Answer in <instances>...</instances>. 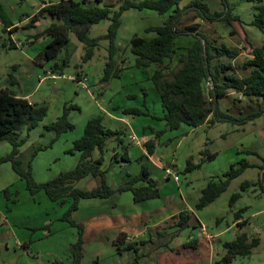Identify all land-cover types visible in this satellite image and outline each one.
Returning a JSON list of instances; mask_svg holds the SVG:
<instances>
[{
	"label": "rangeland",
	"instance_id": "374dc122",
	"mask_svg": "<svg viewBox=\"0 0 264 264\" xmlns=\"http://www.w3.org/2000/svg\"><path fill=\"white\" fill-rule=\"evenodd\" d=\"M191 1L180 0L179 6ZM203 1L212 11L229 9L231 14L236 15L237 19L232 23L237 32H231L232 25L226 19L204 21L193 9L181 14L178 25L195 24L205 37L212 40V45L224 43L238 48L236 57L220 55L214 57L212 63L229 61L237 74H244L248 69L243 62L250 57L251 50L243 41V34H247L253 45L262 43L264 34L251 21L257 6L264 0ZM41 2L1 0L14 26L4 30L0 19V88L28 94L32 103L46 106V114L34 127L28 129L23 124L18 130L19 138L24 139L18 155L22 164L26 165L35 151L31 157V169L36 181H46L60 171L72 168L79 151L70 153L67 149L83 133L87 119L101 113L105 126L117 131L107 137L102 153L106 183L117 188L139 175L145 166L149 176L157 181L160 195L142 203L130 201L128 189L115 190L107 197H85L79 199L72 217L81 221L98 212L152 211L158 204L167 209L187 206L194 212L191 224L179 230L172 225L173 216L156 226H146L144 218L139 219L140 227L144 229L138 235H131L132 241H144L139 242L137 251L126 249L118 252L103 232L89 234L84 237L81 264H216L224 252L222 242L234 238L241 231H245L249 238L258 236L260 241L250 254L237 255L228 264H264V191L257 185H250L246 190L240 187L243 180L257 182L264 177V112L245 123L233 119L244 111L257 108V100L230 89L219 97L218 106L233 118L213 124L203 122L196 127L181 123L176 128H169L161 118L163 107L151 78L157 65L153 62L147 66L136 65L129 40L134 34L153 35L154 32H147L144 28L161 24L171 11L158 13L149 8H129L122 12L113 58L114 65L120 70L116 76L106 78L109 41L103 35L110 19L104 18L89 26V37H97L91 58L82 60L84 43L78 40L74 31H70L67 45L61 48L57 57L47 60L40 56V51L48 35L35 39L32 34L45 27L49 19L40 18L33 21L32 26H25L29 21L28 16L37 10ZM88 2L94 3L95 0ZM104 2L114 3L113 9H117L120 0H102L101 4ZM20 17L22 20H19ZM193 36L182 33L176 37V44L187 46ZM10 40H13L15 47L9 46ZM183 49L178 48L175 56L166 62L168 67L164 72L167 77L178 66L177 56ZM65 55L68 56V64L62 68V73L59 74L58 69L52 71L53 62H60ZM64 106L69 107L67 117L74 126L56 136L55 131L47 129L45 125L55 120ZM129 109H136L138 113L127 112ZM131 128L137 131L138 136L142 134V129L152 133L154 149L158 151L156 156L163 157L160 161L166 163L164 171L145 156L139 157L138 147L131 144L133 139L128 137ZM10 150L11 144L0 140V155ZM99 153L97 148L93 150V155ZM208 153L214 156L204 158L197 168L183 171L188 158L198 162ZM242 159L251 165L234 177L213 201L195 208L201 188L208 179L222 177L230 164L238 165ZM166 167L169 171H165ZM163 174H170L167 175L169 179ZM99 183L98 177L88 175L76 181L75 185L91 188ZM140 183L142 180L135 181L134 185ZM7 185L11 192L8 198L1 193ZM235 191H239L240 195L230 205L231 194ZM68 203L52 201L42 190L31 195L25 188L24 180L13 170L11 162H0V264H45L53 259L70 264V244L75 240L76 228L61 218ZM244 206L241 212L243 223L238 224L234 222L233 213ZM44 223L48 224L49 230L42 228ZM198 227L204 228L202 230L206 235H200ZM191 239H200L198 247L188 246Z\"/></svg>",
	"mask_w": 264,
	"mask_h": 264
},
{
	"label": "trees",
	"instance_id": "16d2710c",
	"mask_svg": "<svg viewBox=\"0 0 264 264\" xmlns=\"http://www.w3.org/2000/svg\"><path fill=\"white\" fill-rule=\"evenodd\" d=\"M95 0L94 3L88 0H42V4L37 10L29 15V21L25 26H32L33 21L40 18H48V24L40 31L32 34L35 39L43 35H48V40L40 51V56L45 59L57 57L61 48L65 47L69 41V32L74 31L78 40L84 43L85 52L82 60L86 61L94 53V47L97 44V37H89V26L97 23L101 19L109 18L110 22L103 37L109 41V60L105 68V77L116 76L120 67L114 65V53L116 50L115 38L120 25V17L124 10L129 8H149L164 13L171 11L166 19L159 25H148L145 31H153L154 35L146 37L134 34L131 36L130 50L135 55V64L138 66H147L154 63L157 67L153 70L151 78L154 87L159 92L163 114L162 117L169 128H176L181 123L190 127H196L203 122L209 124L215 121L233 118L220 110L218 106L219 97L228 93L230 89L251 99L257 100V108L244 111L238 118L240 123L264 112V36L262 43L253 45L247 34H243V41L250 47V57L244 62L243 66L248 69L244 74H237L232 64L228 62L212 63L214 57L226 55L228 58H234L239 54L238 48H231L226 44L212 45V40L205 37L195 24H186L179 26L180 16L188 10H195L198 16L204 21H215L226 19L232 25L231 32H237L232 21L237 19L236 15L227 11L210 10L208 4L203 0H192L185 6L180 7V0H120L117 9H113L114 3ZM0 19L3 22L4 30H10L14 26L0 0ZM19 20H22L20 17ZM259 27L264 34V3L257 6V12L251 21ZM193 34V40L187 46L176 44V37L180 34ZM9 46L15 47L13 40H10ZM178 48H184L177 56L178 66L171 71L170 77L166 76L164 69L166 62L170 61L177 52ZM213 49L215 51H213ZM68 64V56L65 55L60 62L55 60L51 65V70H59ZM210 78L212 86L207 88L205 81ZM80 79V76L79 78ZM67 106L63 107L62 113L52 122L46 124L47 129H53L56 136L63 131L73 128L74 124L68 120ZM127 112L138 113L136 109H129ZM46 114V106L32 103L26 97L16 92L0 88V140H6L11 144V150L0 155V162L10 161L13 170L19 178L24 180L25 188L31 195L42 190L52 201L64 203L69 201L61 218L67 220L76 228L75 240L70 244L72 260L70 264H81L82 248L84 243V223L72 217L71 213L78 208V201L85 197H107L115 190L130 189L133 200L139 203L143 200L158 197L160 195L157 181L149 176L145 166L139 175L117 188L111 187L105 180V169L102 168L103 150L108 136L117 131L105 126L101 113L90 116L84 126L83 133L73 140L72 146L67 152L79 151V157L76 164L67 170L60 171L52 178L46 181H36L32 175L31 154L26 165L22 164L19 146L24 141L19 138V128L26 124L27 128L34 127L39 120ZM145 149L152 153L154 150V138H149L143 142ZM41 148V147H40ZM97 148L100 153L93 155V150ZM145 155H141L142 157ZM213 153H208L206 157H201L198 162H193L188 158L185 162L183 171L187 172L201 165L204 158H212ZM251 165L247 160H240L238 165L230 164L222 177L218 179L210 178L201 188V193L195 202V208H201L213 201L221 192H223L230 181L239 175L245 167ZM86 175L99 177L100 183L91 188H82L75 185V182ZM142 180L139 185H134L135 181ZM250 185H257L261 191H264V177L257 181L243 180L240 183L242 190H246ZM9 185L2 188L1 193L5 197L10 195ZM240 195L239 191L231 194L230 205ZM244 207L234 211V218L238 224H242L241 212ZM172 225L179 230L188 226L190 223V212L187 209H180L173 215ZM220 219V218H218ZM217 219V220H218ZM195 225V224H192ZM42 228L48 229V224L44 223ZM160 232V231H159ZM159 232H157L159 234ZM125 231H118L113 238V244L118 252L126 249L137 251L143 240H126ZM260 241L258 236L249 238L245 231H241L230 240H224L222 246L224 252L218 259V264H228L237 255H248L253 247ZM188 246L196 247L197 239L188 241ZM25 246H27L25 244ZM45 264H62L58 259H53Z\"/></svg>",
	"mask_w": 264,
	"mask_h": 264
},
{
	"label": "crops",
	"instance_id": "0c3cea01",
	"mask_svg": "<svg viewBox=\"0 0 264 264\" xmlns=\"http://www.w3.org/2000/svg\"><path fill=\"white\" fill-rule=\"evenodd\" d=\"M149 32H153V31H149ZM150 36H152V35H147L146 37H150ZM17 94H19V93H17ZM19 95H22V96L26 97L27 99H29L28 94H19ZM107 113H111V112L107 111ZM133 132L136 134L138 142H136L135 140H132L130 143L131 144L133 143V145H136L138 147V149L140 151L139 156L145 155V157L148 160H150V162L154 166H156L157 168L162 169L164 171L163 166L166 163L160 161V158L163 159V157H158V155L156 156V153L158 152L156 149H154L152 153H149L143 145V142L145 140L152 138V133H150L146 129H142L141 130L142 134L138 136V133H136L137 131L135 132L131 128V131L129 132L128 137H130L129 135H131ZM163 175L165 178L169 179V176H167V175H170V174H166V175L163 174ZM86 176H88V175H86ZM93 177H95V176H93ZM128 190L130 191V195H131L130 201L134 202L132 191L130 189H128ZM153 198H155V197H153ZM146 200H148V199H146ZM146 200H143L139 203H142ZM55 202H57V201H55ZM169 206H171V204ZM180 209L189 210V212L191 213L190 219H189V221H190L191 216L194 215V212L191 211V208L187 207V206H184L182 208H176V209H174V208L167 209L166 206L158 204L152 211H150V210L149 211L130 210L126 213H122L120 211L113 210L109 214H107L105 212H98L97 214L86 216L83 220H81L84 223V237H86L89 234L96 235V234H101L103 232L102 234H105L107 241H111L113 243V238L115 237L117 232L122 230V231H125L127 234L126 240H131V237L133 235H138L144 229V228L141 229V227H140L141 225L139 224V219L144 218L146 226H156L161 221L167 219L169 216H172L174 213H176ZM234 222H237V220H235ZM198 229H199L200 235H202V236L206 235L205 231L202 230L204 228L198 227ZM132 231H136V232H132ZM106 233L109 235L107 236ZM199 242H200V239H197L198 245H199ZM198 245H197V247H198ZM194 248H196V247H194Z\"/></svg>",
	"mask_w": 264,
	"mask_h": 264
},
{
	"label": "built area",
	"instance_id": "2783aa9c",
	"mask_svg": "<svg viewBox=\"0 0 264 264\" xmlns=\"http://www.w3.org/2000/svg\"><path fill=\"white\" fill-rule=\"evenodd\" d=\"M205 86L207 88L211 87L212 86V80L210 78H208L206 81H205ZM131 139L135 140L136 142H138L137 140V137H136V134L133 132L131 135H130ZM165 171H169V168L166 167L165 168Z\"/></svg>",
	"mask_w": 264,
	"mask_h": 264
},
{
	"label": "water",
	"instance_id": "95a60500",
	"mask_svg": "<svg viewBox=\"0 0 264 264\" xmlns=\"http://www.w3.org/2000/svg\"><path fill=\"white\" fill-rule=\"evenodd\" d=\"M219 262H217L216 264H218Z\"/></svg>",
	"mask_w": 264,
	"mask_h": 264
}]
</instances>
